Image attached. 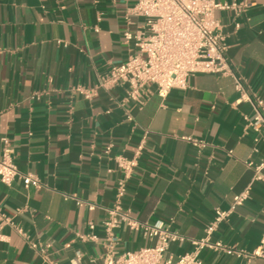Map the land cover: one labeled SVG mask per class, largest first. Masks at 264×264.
I'll list each match as a JSON object with an SVG mask.
<instances>
[{
	"label": "crops",
	"instance_id": "crops-1",
	"mask_svg": "<svg viewBox=\"0 0 264 264\" xmlns=\"http://www.w3.org/2000/svg\"><path fill=\"white\" fill-rule=\"evenodd\" d=\"M135 1L0 0V157L7 136L20 171L41 182L27 188L20 177L12 185L0 177V210L13 221L0 218V264H104L110 243L104 221L125 177L117 158L133 157L146 132L121 199L140 224L115 230L117 255L153 244L145 225L159 221L182 237L167 255L193 251L216 209H231L246 188L249 198L213 239L244 250L261 245L264 181L254 179L249 163L264 158V140L257 142L258 133L247 125L253 109L248 101L236 102L231 77L197 73L165 98L148 85L142 102L127 99L126 85L98 86L136 51L125 38L126 30L144 23L127 15ZM219 1L241 5L215 16L228 58L264 99V0ZM79 86L97 93L86 97ZM200 259L264 264L261 257L210 249Z\"/></svg>",
	"mask_w": 264,
	"mask_h": 264
},
{
	"label": "built area",
	"instance_id": "built-area-1",
	"mask_svg": "<svg viewBox=\"0 0 264 264\" xmlns=\"http://www.w3.org/2000/svg\"><path fill=\"white\" fill-rule=\"evenodd\" d=\"M126 2L130 0H124ZM237 2L219 0H136L128 8L127 15H136L143 19V25L137 31L126 30L127 42L134 44L135 53L119 65L112 66L100 77L99 87L109 88L115 85H126L127 99L142 102L149 93L148 85H154L160 97H167L172 89L187 87L188 78L197 73H210L229 76L234 80L238 92L237 103L248 101L253 109L246 115L247 125L258 133L256 141L264 140V99L252 93L245 79L239 75L227 56V43L222 32V25L215 16L217 10L239 8ZM78 92L91 97L97 88L77 87ZM195 144L201 141L186 137ZM148 139L147 132L139 141L131 158L119 156V167L125 177L119 181L118 200L108 210L104 221L107 237L110 241L104 264H202L200 253L204 249L220 253H234L248 260L264 258V235L261 245L253 250L238 249L225 244L220 239H213L220 223L231 211L242 205L250 195L246 188L234 196L231 209H216L213 219L206 224L205 236L193 241L194 250L174 258L167 255L172 242L182 237L170 228V225L159 221L153 225H145L149 237L154 243L137 250H129L117 255L115 250V230L126 223L131 227L140 222L131 216L130 209H124L121 199L125 195L126 180L135 171L138 159L143 153ZM111 145L107 147V152ZM254 167V179L264 181V158L258 163H249ZM0 177L7 185H12L20 177L25 187L40 185V179L34 173L20 171L15 160L14 148L7 136L2 137V155L0 157ZM95 205L89 203V208ZM0 218L13 224L12 219L4 217L0 210ZM21 231V230H20ZM85 237V236H83ZM37 248L36 244L32 245ZM77 261L80 260L78 255Z\"/></svg>",
	"mask_w": 264,
	"mask_h": 264
}]
</instances>
